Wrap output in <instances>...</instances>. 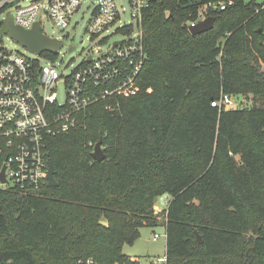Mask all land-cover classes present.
<instances>
[{
	"label": "trees",
	"instance_id": "16d2710c",
	"mask_svg": "<svg viewBox=\"0 0 264 264\" xmlns=\"http://www.w3.org/2000/svg\"><path fill=\"white\" fill-rule=\"evenodd\" d=\"M202 15L214 26L193 34ZM143 29L138 91L47 138L58 184L0 189V264H153L123 246L160 225L166 264H264V2L153 0ZM223 94L243 99L212 105Z\"/></svg>",
	"mask_w": 264,
	"mask_h": 264
},
{
	"label": "built area",
	"instance_id": "2783aa9c",
	"mask_svg": "<svg viewBox=\"0 0 264 264\" xmlns=\"http://www.w3.org/2000/svg\"><path fill=\"white\" fill-rule=\"evenodd\" d=\"M122 1L0 0V27L8 14H12L14 23L25 29H32L38 23L42 30L47 19L62 30L87 3L90 15L87 29L93 37L106 34L102 38L105 41L112 33L123 36L105 51L89 50L82 63L69 74L59 71L54 57L45 56L48 52L30 57L0 46V172L5 166L7 179L0 183L12 182V186L26 190L48 184L47 138L70 131L76 126L80 112L104 99L138 91L139 75L148 57L143 18L153 0H127L129 21L125 20L127 9ZM226 5L219 2L208 7L224 9ZM205 17L202 15L191 25ZM39 57H46L48 62L43 64ZM60 84L64 87L63 95L58 91ZM218 104L230 108L232 97L223 94L218 102L212 103ZM106 108L115 110L112 103H107ZM159 236L155 233L154 238ZM151 263L166 264L167 255ZM81 264L96 263L89 259Z\"/></svg>",
	"mask_w": 264,
	"mask_h": 264
},
{
	"label": "rangeland",
	"instance_id": "374dc122",
	"mask_svg": "<svg viewBox=\"0 0 264 264\" xmlns=\"http://www.w3.org/2000/svg\"><path fill=\"white\" fill-rule=\"evenodd\" d=\"M257 2H263L264 0H256ZM23 4H25L23 2ZM87 3L83 5L78 13H76L72 19L70 25L65 29H58L47 19H44V24L42 31L49 36L60 38L64 45L53 52L55 54L54 60L56 65L59 68L60 72L65 74L71 73L75 70L83 61L84 55L89 50H107L108 46L113 44L115 41H118L123 38L119 33H112L108 38L102 40L103 36L99 38L93 37L88 31V22H89V11L87 10ZM127 9L125 14V20H130V10L127 0L122 1ZM76 46V49H71V46ZM0 46L7 47L12 50H17L25 53L30 57H35V53L30 52L26 47L21 45L17 40L10 37L8 34H5L0 38ZM39 60L45 64L48 62L46 57H39ZM261 70H264V64L261 66ZM59 93L63 95L64 87L60 84L58 88ZM243 98L241 96H233L232 101L233 105L239 104ZM262 104V101L258 102ZM13 183H0V189L10 187ZM171 199L169 194H164L158 197L155 201V210L158 212H163L166 210L169 200ZM155 233H158L160 236L155 239ZM123 251L131 258L139 259L140 261L152 262L158 257H163L167 252V233L165 226H155V227H143L141 229L139 237L133 244L125 243L123 246ZM133 259V258H132Z\"/></svg>",
	"mask_w": 264,
	"mask_h": 264
},
{
	"label": "water",
	"instance_id": "95a60500",
	"mask_svg": "<svg viewBox=\"0 0 264 264\" xmlns=\"http://www.w3.org/2000/svg\"><path fill=\"white\" fill-rule=\"evenodd\" d=\"M215 22L214 16H207L196 25L190 26V31L193 34H199L205 31H208L213 28ZM5 34H8L10 37L17 40L21 45L26 47L30 52L35 54H42L44 52H55L60 49L64 42L58 38L51 37L45 34L39 24L37 23L32 29H25L14 23L12 14H8L7 18L4 20L2 26L0 27V38ZM71 49H75V46L72 45ZM94 159L98 161H103L106 158V153L103 147V140H100L96 143L95 148L92 152ZM4 166L2 172H0V181L6 182ZM58 182L55 177V167L52 162L49 163L48 169V185L55 186ZM198 240L202 241V236L198 234Z\"/></svg>",
	"mask_w": 264,
	"mask_h": 264
},
{
	"label": "crops",
	"instance_id": "0c3cea01",
	"mask_svg": "<svg viewBox=\"0 0 264 264\" xmlns=\"http://www.w3.org/2000/svg\"><path fill=\"white\" fill-rule=\"evenodd\" d=\"M134 259V257H132ZM135 260V259H134Z\"/></svg>",
	"mask_w": 264,
	"mask_h": 264
}]
</instances>
